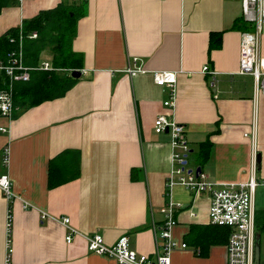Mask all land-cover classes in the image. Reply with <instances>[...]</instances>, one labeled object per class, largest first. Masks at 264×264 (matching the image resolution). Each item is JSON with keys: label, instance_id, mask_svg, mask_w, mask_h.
I'll return each instance as SVG.
<instances>
[{"label": "crops", "instance_id": "1", "mask_svg": "<svg viewBox=\"0 0 264 264\" xmlns=\"http://www.w3.org/2000/svg\"><path fill=\"white\" fill-rule=\"evenodd\" d=\"M64 1L75 12L70 44L82 55L80 77L62 96L0 116V175L11 179L13 193L8 199L0 188V264H118L88 250L94 233L107 244L125 234L131 249L153 256L169 198L180 203L172 236L187 244L170 252V264H227L230 233L221 236L209 222L210 195L166 186L173 149L170 133L154 129L159 115L184 126L188 170L200 167L217 182L260 181L255 246L264 264L257 221L264 212V94L255 97L253 77L238 72L241 33L252 29L241 1L6 0L0 35ZM213 32L221 42L210 48ZM52 58L44 49L38 65L48 62L60 77L78 70L55 68ZM129 67L139 71L130 75ZM155 71L175 73L173 107L164 105L171 88L155 82ZM62 217L77 231L69 243Z\"/></svg>", "mask_w": 264, "mask_h": 264}, {"label": "built area", "instance_id": "2", "mask_svg": "<svg viewBox=\"0 0 264 264\" xmlns=\"http://www.w3.org/2000/svg\"><path fill=\"white\" fill-rule=\"evenodd\" d=\"M20 2L23 0H19ZM244 3L242 7L243 18L253 23L257 31L241 33L239 73L250 74L253 77V90L255 97L264 94V56L260 54V39L264 23V0H240ZM33 32L30 37H36ZM23 50V49H22ZM14 49L9 54L7 62L0 61V74L5 73L10 80L9 89L0 91V114L12 117L16 109L13 103L12 83L15 81H27L30 78V70H50L48 62H42L37 67H30L23 62V51ZM138 69V68H137ZM208 65H204L203 72L209 71ZM138 70L128 68L130 75H135ZM155 82L158 85L167 84L171 88V97L164 101L166 106H174L175 100V73L169 71H155ZM4 130L3 127H0ZM156 132L167 131L171 135V160L172 167L169 171L166 186L179 183L194 192H206L211 197L209 205V222L214 225H222L230 228L226 252L227 264H255V207L254 195L260 181L251 175L244 181L217 182L207 180L205 173L188 170L186 155L189 151L184 126L175 119L159 115L154 121ZM8 160V152L5 150L4 161ZM256 162V161H255ZM256 168V165H255ZM0 188L4 195L10 199L13 195L11 183L7 174L0 175ZM26 205H30L26 203ZM25 205V206H26ZM180 203L168 199L161 207L163 221L156 233V245L162 240L161 249L150 256L138 253L130 248L127 235L123 234L113 244L105 243L103 236L94 233L87 237V248L89 251L114 259L118 264H170L169 254L177 246L186 248L185 242H178L172 236V228L175 225L176 211ZM8 219L11 217L8 214ZM45 211L41 217H46ZM69 217H62L61 221L68 228L66 241H72L77 232L69 223Z\"/></svg>", "mask_w": 264, "mask_h": 264}, {"label": "trees", "instance_id": "3", "mask_svg": "<svg viewBox=\"0 0 264 264\" xmlns=\"http://www.w3.org/2000/svg\"><path fill=\"white\" fill-rule=\"evenodd\" d=\"M6 0H0V11ZM73 13H72V12ZM75 12L67 2L59 3L52 9L41 10L37 15L29 19H23L21 26L8 29L0 35V61L7 62L12 50L19 46L20 31L24 34L23 49L24 63L27 66H38L39 54L42 50L50 48L53 51L52 63L55 68H75L80 70L82 55L71 48V40L75 35ZM37 32V38H28L31 32ZM14 38V41L10 39ZM221 32H213L210 35V48L220 46ZM76 78L70 76L60 77L55 70L33 69L30 71L28 81H15L12 83L14 106L20 109L38 104L46 99L59 97L65 94ZM10 80L5 73L0 74V91L9 89ZM14 110L12 116L18 113ZM19 112V111H18ZM1 116V114H0ZM207 142V141H206ZM48 166V187L59 184L58 178L53 177L51 166ZM264 230V212L257 218ZM213 225V224H211ZM226 238L229 227L214 225ZM228 232V233H227Z\"/></svg>", "mask_w": 264, "mask_h": 264}, {"label": "bare ground", "instance_id": "4", "mask_svg": "<svg viewBox=\"0 0 264 264\" xmlns=\"http://www.w3.org/2000/svg\"><path fill=\"white\" fill-rule=\"evenodd\" d=\"M19 1V0H18ZM20 2V1H19ZM22 2V1H21ZM243 5H244V3L243 2H241V6L243 7ZM251 25H252V29L251 30H249L248 32H251V33H255L256 31H257V28H256V26L253 24V23H251ZM260 29L261 30H263V25L260 27ZM23 37H24V34L22 33V31H20V34H19V49H23ZM27 37L28 38H30L29 37V34L27 35ZM11 41H14V38H11L10 39ZM11 53V52H10ZM23 62H24V55H23ZM25 64V63H24ZM26 65V64H25ZM35 67H37V66H35ZM50 67H51V65H50ZM33 69H36V68H33ZM33 69H31V70H33ZM30 70V71H31ZM80 72H81V70H79ZM205 73V72H204ZM80 77V76H79ZM30 79V78H29ZM28 81V80H27ZM253 83H254V81H253ZM7 162H8V160H5L4 161V163H6L7 164ZM186 165H187V155H186ZM193 170V169H192ZM196 170V169H195ZM207 180H208V178H206ZM9 182L10 183H12V181H11V179L9 178ZM9 214V213H8ZM254 217H255V215H254ZM175 223H176V217H175ZM227 227V226H226ZM230 229V228H229ZM180 246H177V247H175V248H179ZM174 248V249H175Z\"/></svg>", "mask_w": 264, "mask_h": 264}, {"label": "water", "instance_id": "5", "mask_svg": "<svg viewBox=\"0 0 264 264\" xmlns=\"http://www.w3.org/2000/svg\"><path fill=\"white\" fill-rule=\"evenodd\" d=\"M71 75L73 77H79L81 75V72L79 70H73ZM260 161H261V155L260 152L256 153V171H259L260 169ZM195 171H200V167H197ZM259 255H260V251H259V247L258 245L255 246V264H259Z\"/></svg>", "mask_w": 264, "mask_h": 264}, {"label": "rangeland", "instance_id": "6", "mask_svg": "<svg viewBox=\"0 0 264 264\" xmlns=\"http://www.w3.org/2000/svg\"><path fill=\"white\" fill-rule=\"evenodd\" d=\"M22 51H23V50H22ZM23 55H24V52H23ZM190 159H192V155H191Z\"/></svg>", "mask_w": 264, "mask_h": 264}]
</instances>
